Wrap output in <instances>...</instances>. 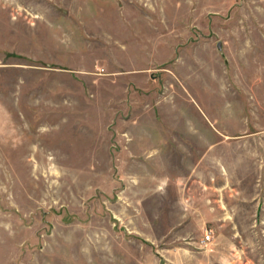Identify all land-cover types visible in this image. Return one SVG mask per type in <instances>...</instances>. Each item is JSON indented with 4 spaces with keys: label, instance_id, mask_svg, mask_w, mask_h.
I'll use <instances>...</instances> for the list:
<instances>
[{
    "label": "rangeland",
    "instance_id": "rangeland-1",
    "mask_svg": "<svg viewBox=\"0 0 264 264\" xmlns=\"http://www.w3.org/2000/svg\"><path fill=\"white\" fill-rule=\"evenodd\" d=\"M0 264H264V0H0Z\"/></svg>",
    "mask_w": 264,
    "mask_h": 264
},
{
    "label": "built area",
    "instance_id": "built-area-1",
    "mask_svg": "<svg viewBox=\"0 0 264 264\" xmlns=\"http://www.w3.org/2000/svg\"><path fill=\"white\" fill-rule=\"evenodd\" d=\"M206 236H207V238L211 237V233L208 230H207Z\"/></svg>",
    "mask_w": 264,
    "mask_h": 264
}]
</instances>
